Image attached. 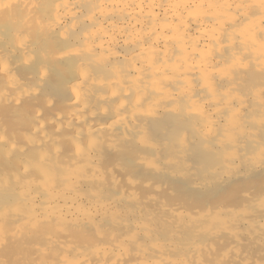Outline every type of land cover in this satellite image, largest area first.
<instances>
[{"label":"bare ground","instance_id":"obj_1","mask_svg":"<svg viewBox=\"0 0 264 264\" xmlns=\"http://www.w3.org/2000/svg\"><path fill=\"white\" fill-rule=\"evenodd\" d=\"M0 150L12 164V173L17 172L13 177L0 176V189L11 193L20 221L18 224L15 220L18 225L12 234L18 243L10 241L13 247H20V254L25 247L29 254H36L39 260L34 259L33 264H69L67 256L80 250L65 238L69 233H84L87 238L90 232L99 241L89 247L83 244L89 252L78 254V264H149L147 252L135 249L140 232L151 235V226L147 229L135 223L136 232L122 233L126 225L118 204L129 201L124 197L114 200L107 190L120 196L126 195L121 194L125 189L135 196L144 189L154 191L153 180L149 190L147 185L141 187L146 173L142 172L141 183L136 182L140 180L135 177L137 172L133 171V177L132 162L137 160L140 171L151 172L161 171L164 166L190 170L193 164L187 161L193 160L202 172L213 165L209 173L214 179L223 176L228 167L242 173L262 167V161L252 156L264 159V0H0ZM124 158L132 167L129 172L133 179L130 175L125 178L128 173L121 174V169H127ZM118 171L124 184L117 178ZM164 176L153 179L163 182ZM158 181L155 183L161 184ZM137 188L141 193L136 195L137 191H132ZM162 189L160 194L167 191ZM201 193H195V198L199 199ZM260 196L263 199L264 193ZM253 198L251 193L250 197L244 196L245 200ZM258 205L263 212L264 202ZM209 208L205 215H210ZM176 209L169 210L177 220H183L182 211L179 216L174 213ZM9 210L3 211L7 218ZM234 213L235 209L232 216ZM241 213L235 216L243 220L249 216ZM251 216L248 221L255 214ZM227 218L220 222L224 227L230 221ZM102 221L110 225L111 231L103 234L97 225ZM87 227L94 229L96 236ZM236 227L234 232L229 227L234 238ZM261 229L264 233V223ZM227 238L231 242L223 244H227L228 251L223 244L217 247L227 251V259L237 257V248L230 249L236 240ZM212 241L211 247L201 246L206 255L193 251L190 261L171 260L167 255L168 264L206 262L202 259L217 245L216 240V244ZM152 245L155 255L161 253V246L165 247L158 242ZM9 260L11 264L13 260Z\"/></svg>","mask_w":264,"mask_h":264},{"label":"rangeland","instance_id":"obj_2","mask_svg":"<svg viewBox=\"0 0 264 264\" xmlns=\"http://www.w3.org/2000/svg\"><path fill=\"white\" fill-rule=\"evenodd\" d=\"M252 157H254L256 160H260V161H262V167H260L258 170H255V171H257V172H255V171H253V173L252 172H250V171H246V173H245V170H244V172L242 173V171L240 172V170L238 169L237 170V168H235V167H228V168H226L225 170H223V171H225L226 173H229V174H224L223 176H214L215 177V179L216 178H220V181H219V178H218V180L216 179H214V178H212L211 176H213V173L211 174V172L209 173V171H211L210 170V168H212V166L208 169L207 167L208 166H206L205 168H206V170H209V171H205V172H202L201 170H200V167H199V165H198V163H194L193 162V160H188L187 162L189 163L190 161V163L191 164H193V165H191L190 163L188 164V165H191V169H194V170H186V169H175V168H167V167H165L164 165V169L163 168H161V171H157V172H151V171H148V170H143L144 168L141 166V169L143 170V171H140L139 169V167L137 168L136 166H137V164H138V160L137 161H133L132 162V167H133V163H134V165H135V167H133L134 169L132 170L130 167H128V165H127V160L125 159L124 161H125V163H126V165H127V169H121L122 171H121V174L122 173H128V175H125L124 177L125 178H127V176L129 177V175H130V177L133 179V177L135 176V174L133 175V173L134 172H137L136 174V176L135 177H138V178H140V177H142L143 178V173H144V175H145V173H146V175L145 176H147L146 178V180H144L145 181V185H143L144 184V181L140 178V180H136V178L134 179V180H136V182L137 183H141L142 181H143V183L140 185L141 187H143L144 186V188H145V186L148 188V190H149V186H152V180L153 181H158V180H156V179H153V177H154V175L156 174H158V176L157 177H154V178H157V179H163V176H164V173H166L167 174V176H171V178L169 179L167 176H166V174H165V176H164V180H162L163 182H161V180L160 181H158V182H160L161 184H158V183H153V187L155 186L156 187V189H154V191L156 190L157 192H159V193H157L156 191L154 192V191H146L144 188V190L141 188H139L141 191L143 190V192L142 193H145V195H143L144 196V198L142 197H140V196H142V193L140 192V190L137 188V190L135 189V191H132V192H136V195L138 194V193H141V194H139V196H135V194L134 195H131L130 193H128V192H130L129 190L130 189H128V191L126 192V189L123 191V193H121V194H126L125 196L124 195H122V196H120V193L119 194H117V193H115V191H113V190H110V189H108L107 191V194H112V197L113 198H115L114 200H117L119 197H124V199H125V201H129V202H127V204H129V205H127L126 203H124V201H121L119 204H118V208H120L121 210H122V220H124V221H122V222H124L123 223V225H126V227L123 229V231H122V227H120V231H122V233H125L126 235H131L132 233H133V231L134 232H136L137 231V227H134V224L135 223H138V224H141L142 226H151V229L149 228V227H147V229H150L151 231L149 232V233H151V235H149V236H147L146 234V236H144V232H140V234L138 235V237H139V243L137 244L138 245V248H136V246L137 245H135V246H133L134 248H136L135 250H137V251H139V250H141V251H145V252H143V253H146L145 255L147 256V258L148 259H146L147 261H148V263L149 264H164V262H165V264L167 263H169V261L168 260H170V258H171V260L172 259H178V260H184V259H186L185 261H187V260H189L190 261V256H191V254L193 253V251H194V253L196 252V253H198V250H199V252H201V253H198V255L200 254V256H202L203 255V248H204V246L207 248V247H209V245H210V247H211V241L215 238V240L217 241V245L216 246H214V247H212L213 249V251L211 250V252L210 253H212V254H210V253H208V255L206 256V257H204L202 260H207L206 262L205 261H203V262H205L204 264H239V260H240V263L241 264H264V233H263V231H262V229H261V224L262 223H264V211L263 212H261L260 210H262L261 209V207H259V203L260 202H264V196H263V199H261V194H263L264 193V159L263 158H261V156L259 157V156H257V158L255 157V156H252ZM263 157V156H262ZM3 159V162H2V159ZM132 158H134V157H132ZM128 159V158H127ZM13 160V159H12ZM134 160H135V158H134ZM123 161V162H124ZM194 161H195V159H194ZM7 165V166H6ZM10 165L12 166V164L9 162V161H6V156H5V154L3 153V152H1V150H0V176H4V177H7V176H11V177H13L14 175H15V173H17V172H13L12 173V171H13V169H12V167H10ZM126 165H123V166H125L126 167ZM139 166H140V164H138ZM198 167H197V166ZM124 167V168H125ZM192 167H194V168H192ZM131 169V172H132V175H133V177H132V175H131V172H129L130 171V169ZM135 168H137V170H135ZM167 168V169H166ZM190 168V167H189ZM12 169V170H11ZM162 169L165 171V172H163L162 171ZM199 170V172H202L203 174H199V172H198V170ZM231 169H232V171H231ZM262 169V170H261ZM128 170V171H127ZM138 170L140 171V172H138ZM185 172H184V171ZM213 170V169H212ZM216 170V169H215ZM213 171L214 173L216 172V171ZM260 170V171H259ZM134 171V172H133ZM174 171H176L175 173H174ZM179 171V172H178ZM204 171V170H203ZM236 172V177H235V172ZM143 172V173H142ZM163 172V173H162ZM261 172V173H260ZM117 173V172H116ZM116 173H115V175H116ZM142 173V174H141ZM160 173H162L161 175H163L162 176V178H159V177H161V176H159V174ZM173 173V174H172ZM206 173V174H205ZM207 173H208V175H207ZM246 175H245V174ZM117 174H120L119 173V171H118V173ZM121 174L120 175H118L117 176V178L120 180V184H124L125 182V179L123 180L122 179V177H121ZM171 174V175H170ZM186 174V175H185ZM211 174V175H210ZM250 174V175H249ZM19 175V174H18ZM123 175V174H122ZM149 175H151L152 176V178H151V180L148 178V177H151V176H149ZM177 177H176V176ZM185 175V176H184ZM214 175H217L216 173L214 174ZM190 176V177H189ZM233 176V177H232ZM238 176V177H237ZM243 176V177H242ZM245 176V177H244ZM246 176H247V178H246ZM20 178H24V175L23 174H20V176H19ZM123 177V178H124ZM165 177H167V180H165ZM227 177H229V178H227ZM22 178V179H23ZM145 178V177H144ZM181 178V179H180ZM210 178V179H209ZM211 178H212V182L214 183V181H215V183L213 184L212 182H211ZM227 178V179H226ZM150 181H149V180ZM168 179L170 180L169 182H168ZM179 179V180H178ZM213 179H214V181H213ZM223 179H225L224 181H223ZM243 179V180H242ZM122 180H123V182H122ZM171 180H173V181H171ZM177 180V181H176ZM190 180V181H189ZM167 181V182H166ZM176 181V182H175ZM191 181H194V183H192ZM223 181V183H221ZM242 181V182H241ZM146 182H147V184H146ZM151 184H150V183ZM166 182V183H165ZM171 182L173 183V185H171ZM190 182L193 184V187H192V185L190 184ZM162 183H164L163 184V186H162ZM221 183V184H220ZM156 184V185H155ZM196 184V185H195ZM211 184H213V185H211ZM159 185H161L165 190L167 189V191H163V193H161L160 194V192H162V187H160L159 188ZM181 185V186H180ZM232 185V186H231ZM234 185H236L235 187H234ZM207 186H210V190L208 189L209 187H207ZM231 186V187H230ZM154 187V188H155ZM158 187V188H157ZM183 187V188H182ZM233 187V188H232ZM125 188V187H124ZM180 188V189H179ZM195 188H198L197 190L195 189ZM200 188V189H199ZM207 188V189H206ZM213 188V189H212ZM235 188V189H234ZM112 191V192H110V191ZM180 190H182V191H180ZM196 191V192H195ZM200 191V193L201 192H203V193H201L199 196H201L199 199H197V198H195V193H197V192H199ZM2 192V193H1ZM6 192V193H5ZM147 192V193H146ZM150 192V193H149ZM4 193H5V195H6V197H5V195H4ZM155 195H154V194ZM157 193V194H156ZM182 193H183V196H182ZM190 193V194H189ZM194 193V194H193ZM244 193V194H243ZM248 193V194H247ZM250 193H251V199L253 198V201L252 200H245L244 199V196L245 195H249V197H250ZM151 194V195H150ZM180 194V195H179ZM193 196H192V195ZM199 194V193H198ZM116 195V196H115ZM128 195V196H127ZM156 195H158V196H156ZM258 195L260 196V198L258 197ZM132 196H135L136 198H135V200H130V199H134V197L133 198H130V197H132ZM145 196L148 198H146L145 199ZM154 196V197H153ZM156 196V197H155ZM188 196H189V198H188ZM198 196V195H197ZM196 196V197H197ZM255 196H257V198H259L260 200H256V197ZM118 197V198H117ZM138 197V198H137ZM175 197V198H174ZM205 197V198H204ZM209 197V198H208ZM183 198V199H182ZM7 199V200H6ZM138 200V202L139 203H141V206L139 207V203L137 202V200ZM143 199V200H142ZM162 199V200H161ZM241 199L242 200H244V201H242L243 203H241ZM2 200V201H1ZM5 200V201H4ZM156 200V201H155ZM7 201V202H6ZM141 201V202H140ZM154 201V202H153ZM3 202V203H2ZM6 202V203H5ZM116 202H118V201H116ZM152 204H151V203ZM256 204H255V203ZM259 202V203H258ZM136 203V204H135ZM145 203V204H144ZM151 204L150 206H148L147 204ZM159 205H158V204ZM246 203V204H245ZM252 203L253 204H255L254 206H256V207H253V208H251V205H252ZM258 203V204H257ZM15 202H13L12 201V199H11V193H9V191L7 190V189H4V190H1L0 189V213H2V214H0V217H1V220H0V226H1V228L3 227V229L2 230H0L1 232H0V241H2V243H1V246H0V253H1V256H0V264H9V262L7 261V260H9V261H12V262H10L11 264H17V262H18V264H30V262L33 264L36 260H39V259H37V255L36 254H33V253H30L29 254V252L26 250V247L24 248V250H22L21 249V254H20V250L18 251L17 250V248L18 249H20V247H16V246H14L13 247V245H12V242H13V244H16V243H18V241H17V238L15 237V236H12V234H14L15 232H14V228H16V226L20 223V221H18L17 220V215H16V212H14V211H16L15 209H13V208H15ZM155 204V205H154ZM170 204H171V206L173 207H170ZM240 204L242 205V206H240ZM250 205V209H252V210H250L249 211V206L248 205ZM124 205H127L126 207H124ZM177 205V206H176ZM180 207H179V206ZM225 205V207L226 206H229V207H231V208H233V209H230L229 207V209H227V208H225L224 207V210L225 209H227L228 211L226 212V210H225V212L226 213H224V210L222 211V209H223V206ZM9 206V207H8ZM131 206V207H130ZM153 206V207H152ZM214 206H220L219 208H215L217 211H215V209H214ZM246 206H248V208H246V211L248 210L249 211V213H248V211L246 212V211H242V209L243 210H245V207ZM253 206V205H252ZM258 206V207H257ZM148 207V208H147ZM157 209H156V208ZM183 207H185V209L183 208ZM200 207H202V208H200ZM209 207H213L212 208V210L209 208ZM236 207H239V209L237 208V211H236ZM242 207V208H241ZM8 208H10V210L8 211V213L11 211V209H12V211L10 212V215H11V213H12V215H11V217H10V215L8 216V214H7V216H8V218H9V220H8V218L6 217V215L4 214V212L5 211H7V209ZM17 208V207H16ZM145 208V209H144ZM153 208V209H152ZM160 208V209H159ZM177 208V209H176ZM182 208H183V211H182ZM187 208V209H186ZM193 208H195V209H193ZM198 208V209H197ZM207 208H209V210H210V212H209V214L211 215V217H209L208 215H205V214H207V212H208V209ZM220 208H222V209H220ZM241 208V209H240ZM260 208V209H259ZM125 209V210H124ZM128 209H129V211H128ZM156 209V210H155ZM169 209H176L175 211H174V213H180L181 211H182V213H183V216L181 215L182 213H180L179 214V216H182L183 217V220H177V218H176V214H174L173 215V213L172 212H170V210ZM179 209V210H178ZM197 209V210H196ZM200 209H204V210H200ZM205 209H206V212H205ZM235 209V212L237 213V212H239V214H240V212H242L241 214L243 215V214H245L246 216H248L247 218H245L244 220L241 218V217H239V216H235L236 215V213H234L233 214V216H232V213H233V210ZM253 209H255V210H253ZM258 209V210H257ZM152 210V211H151ZM160 210H162V211H160ZM178 210V211H177ZM187 210H189V211H187ZM214 210V211H213ZM4 211V212H3ZM126 211L127 212H129V213H126ZM156 211V212H155ZM164 211H165V213H164ZM213 211V212H212ZM219 211V213L221 212L222 213V215H221V213L220 214H218V215H216L217 214V212ZM252 211V212H251ZM124 212H125V214H124ZM159 212V213H158ZM161 212V213H160ZM196 212H198V214L196 213ZM200 212V213H199ZM216 212V213H215ZM245 212V213H244ZM6 213V212H5ZM166 213H169V215L167 214V215H165ZM185 213H187V215L188 216H185ZM191 213H193V215H192V217H194L195 219H196V221H195V219L194 218H192L191 217ZM205 213V214H204ZM224 213V214H223ZM247 213V214H246ZM128 214V215H127ZM136 214H138V215H136ZM150 214H152V215H150ZM158 214H160V215H158ZM195 214V215H194ZM203 214V215H202ZM226 214H227V216L228 217H230V219L229 218H227V217H225L226 216ZM254 214H255V217H254V221L253 220H251V221H248L249 219H251L252 218V216L251 215H253L254 216ZM150 215V216H149ZM190 215V216H189ZM196 215H198V216H196ZM215 215L216 216H218L219 217V219L217 218V217H215ZM231 215V216H230ZM7 219H5L4 217ZM13 216H14V218H13ZM148 216V217H147ZM163 216V217H162ZM165 216V217H164ZM186 218H185V217ZM215 218H214V217ZM251 216V217H250ZM126 217V218H125ZM159 217V218H158ZM181 217V218H182ZM201 217V219H199ZM202 217H205V218H202ZM223 217H224V219H223ZM263 217V218H262ZM2 218H3V220L5 219L6 221H4V223H3V220H2ZM12 218H13V220H12ZM225 218H227V221H228V219L230 220L229 221V223L230 222H232L231 224H229V223H226V227H224V225L222 226L221 225V223L220 222H222L223 220L224 221H226V219ZM231 218H233V219H231ZM237 218V219H236ZM260 218H262V219H260ZM134 219H136V220H134ZM174 219V220H173ZM198 219V220H197ZM217 220V221H215V220ZM236 219V220H235ZM248 219V220H247ZM13 222H12V221ZM15 220L18 222V224H16V223H14L15 222ZM143 220V221H142ZM169 220H172L171 221V224H170V221ZM199 220H201V221H199ZM206 220H208V221H206ZM220 220V221H219ZM222 220V221H221ZM234 220L235 221H238L239 223H237V222H234ZM8 221V222H7ZM12 223H11V222ZM147 221V222H146ZM159 221H160V223H159ZM187 221V222H186ZM191 221V222H190ZM217 222L218 224H215V223H212V222ZM6 222V223H5ZM142 222H143V224H142ZM176 222V223H175ZM184 222V223H183ZM249 222V223H248ZM251 222H252V224H251ZM9 223V224H8ZM12 225H11V224ZM14 223V224H13ZM144 223H146V224H144ZM149 223V224H148ZM167 223V224H166ZM174 223V224H173ZM182 223V224H181ZM186 223H188V224H186ZM203 223V224H202ZM220 223V224H219ZM237 223V224H236ZM244 223V224H243ZM4 224V225H3ZM11 225L12 226V228L11 227H9V226H6V225ZM133 224V225H132ZM153 224V225H152ZM159 224V225H158ZM190 224V225H189ZM213 224V225H212ZM214 224H215V226H214ZM229 224V225H228ZM233 224V225H232ZM13 225H15V227L13 226ZM98 226H99V228H100V230L102 231V232H104L103 234H105V233H107V232H109V231H111V227H110V225L106 222V221H102V222H99L98 224H97ZM167 225V226H166ZM194 225V226H193ZM198 225V226H197ZM203 225V226H202ZM206 225V226H205ZM210 225V227H208ZM211 225L213 226V227H211ZM241 225V226H240ZM247 225V226H246ZM5 226V227H4ZM132 226V227H131ZM174 226V227H173ZM178 226V227H177ZM184 226V227H183ZM199 226H200V228H199ZM219 226H221V227H219ZM228 226V227H227ZM237 226V227H236ZM254 226V227H253ZM136 228V229H134V228ZM180 227V228H179ZM190 227H191V229H190ZM204 227V228H203ZM208 227V228H207ZM219 227V229H217ZM222 227H224V228H222ZM231 228V231H232V229H233V232H234V230H235V227H236V237L234 238L233 236V234H230V228ZM232 227H234V228H232ZM257 227V228H256ZM88 228V230L87 231H93L94 232V229H92L91 227L89 228V227H87ZM86 228V229H87ZM94 228V227H93ZM128 228V229H127ZM134 230H133V229ZM159 228H162V229H159ZM177 228V229H176ZM186 228V229H185ZM199 228V229H198ZM211 228V229H210ZM222 228V229H221ZM228 228H229V230H228ZM244 228H245V230H244ZM259 228V229H258ZM86 229H84V231L86 230ZM152 229H153V231H152ZM188 229V230H187ZM193 229V230H192ZM207 232H205L204 230ZM210 229V230H209ZM214 231H213V230ZM239 229V230H238ZM240 229H241V231H240ZM131 230H132V232H131ZM165 230V231H164ZM185 230H187V231H185ZM190 230V231H189ZM204 231V233H203V231ZM242 230H244V232L242 231ZM89 231V232H90ZM120 231H118V232H120ZM127 231V232H126ZM160 231V232H159ZM164 231V233H163V235H164V237L162 236V232ZM193 231V233H191ZM195 231H196V233H195ZM199 233H198V232ZM211 231H213V232H211ZM217 231H219V233L217 232ZM221 231H224V232H222L221 233ZM226 231H227V233L228 234H225V236H224V233H226ZM254 231V232H253ZM4 232V233H3ZM185 232V233H184ZM211 232V233H210ZM242 232V233H241ZM87 233V232H86ZM95 233L96 232H94V234L92 233V235H94V236H96L95 235ZM157 233H158V235H157ZM161 233V234H160ZM174 235H173V234ZM178 233V234H177ZM195 233V234H194ZM202 233V234H201ZM209 233V234H208ZM218 233V234H217ZM220 233L222 234V235H220ZM241 233V234H240ZM4 236H3V235ZM82 234H84V233H82ZM82 234H80V236H78L77 234H73V233H69L68 235H70V236H68V237H66L65 238V240H70L72 243H71V245L72 246H78L79 247V250H80V252L79 253H86V254H88V250H89V248H86V250H85V246L83 245V244H87V247H89L90 245L92 246V243H98L97 241H99V240H97V241H95L96 239H94V237L93 236H91L90 234H91V232H90V236L89 235H87V238L85 237L86 236V234L85 235H82ZM88 234V233H87ZM153 234V235H152ZM166 234V235H165ZM167 234H172L171 236L170 235H168L167 236ZM196 234H198V235H196ZM200 234V235H199ZM215 234V235H214ZM217 234V235H216ZM237 234H238V236H237ZM239 234L241 235V237L239 236ZM242 234H243V236H242ZM76 235L78 236V237H80V239L79 238H77L76 237ZM157 235V236H156ZM203 235V236H202ZM204 235H206V237H204ZM212 236V237H208V236ZM215 237H214V236ZM227 235H228V237L230 238V236H231V238L230 239H232V241H233V239L234 240H236L235 241V243H231V244H229V245H231L230 246V249H232L233 247L236 249V250H238V256L237 257H233V256H231L230 258H226L225 257V255L227 254V251L229 250V248H228V246H227V244L229 243V242H231V240L228 242V238H227ZM89 236V237H88ZM155 236H156V238H155ZM184 238H182V237ZM192 236H193V240H192ZM201 236V237H200ZM221 236H223V237H221ZM4 237H6V238H4ZM10 237H12L11 239H10ZM70 237V238H69ZM153 237H154V240H153ZM166 237V238H165ZM171 237L173 238V240L171 239ZM177 237H179V238H177ZM189 237H191V239H189ZM200 237V238H199ZM214 237V238H213ZM249 237V238H248ZM3 238V239H2ZM9 238V239H8ZM82 238V239H81ZM98 238V237H97ZM143 238L144 240H146V244H143L142 242H143V240L141 241V239ZM160 238H162V239H164V240H162V239H160ZM181 238V239H180ZM196 239V241H195V239ZM202 238V239H201ZM238 238V239H237ZM241 238V239H240ZM83 239H84V241H86V242H84L83 241ZM86 239V240H85ZM166 239H168L169 240V242H168V240H166ZM171 239V240H170ZM191 240L192 241V244H191V241H189V240ZM202 240L201 242L199 241V240ZM205 241H204V240ZM209 239V240H208ZM12 242H11V241ZM81 242H80V241ZM166 240V241H165ZM179 240V241H178ZM185 240V241H184ZM215 240H213L212 241V244H213V242L215 243L216 241ZM7 241V242H6ZM10 241V242H9ZM79 241V242H78ZM103 241V240H102ZM102 241H100V242H102ZM155 242V243H157L158 242V245L160 244V246H161V244L163 243V245H164V242H167V243H165V249L163 248V246H161V253L160 254H157V255H155V254H152L153 252L152 251H154V248H155V246H153L152 245V243L153 242ZM157 241V242H156ZM164 241V242H163ZM181 241H183V242H181ZM210 241V242H209ZM224 241H226V243L227 244H223L224 243ZM74 242H76L75 244H74ZM150 242V243H149ZM162 242V243H161ZM171 242V243H170ZM172 242H173V244L174 245H177V246H174L173 244H172ZM175 242V243H174ZM186 242V243H185ZM209 244H208V243ZM234 242V241H233ZM181 243H183V245L181 244ZM185 243V244H184ZM188 243V244H187ZM189 243H190V245H192L193 247H191V246H189ZM205 243H206V245L208 244V246H206L205 245ZM241 243L243 244V247L241 246ZM2 244H4V245H2ZM7 244V245H6ZM8 244H10V245H8ZM81 244V245H80ZM216 244V243H215ZM220 244H221V246H222V244L224 245V246H222V248L224 247V249L225 250H227L226 252H224L225 250L224 249H222V248H218L219 246H220ZM140 245H142L143 247H140ZM153 247H152V246ZM203 245V246H202ZM3 246L4 247H6V248H3ZM84 247V248H81V247ZM198 246V247H197ZM203 248H202V247ZM218 246V247H217ZM8 247H10L9 249H8ZM13 247V248H12ZM149 247V248H148ZM167 247H168V249H171V250H168L167 249ZM176 248V249H174V248ZM185 247V248H184ZM196 247H197V249H196ZM201 247V248H200ZM225 247H227L228 249H226ZM3 248V249H2ZM12 248V249H11ZM134 248H132V249H134ZM163 248V249H162ZM195 248V249H194ZM214 248H217V249H214ZM2 249V250H1ZM6 249H8V250H6ZM14 249V251H16V252H18L17 254L14 252V251H12ZM145 249H147V250H149V251H147V250H145ZM178 249V250H177ZM188 249V250H187ZM190 249V250H189ZM200 249H202V250H200ZM219 249V251H217ZM222 249V250H221ZM5 250V251H4ZM177 250V251H176ZM220 250H221V255H220ZM2 251H4L3 253H2ZM83 251V252H82ZM181 251V252H180ZM188 251V252H187ZM206 251V250H205ZM218 252V254H217V252ZM244 251V255L242 254V252ZM25 252V253H24ZM140 252V251H139ZM8 253H12V255L13 256H11V257H9L8 256ZM15 253V254H14ZM79 253H70L68 256H67V258L70 260L69 261V264H73V262H72V260L74 261V264H78V262H79V258H77L78 257V254ZM149 253V254H148ZM177 253H179L178 255H177ZM182 253H184V254H182ZM190 253V254H189ZM193 253V254H194ZM206 253L207 252H205L204 253V255H206ZM20 256H19V255ZM31 254H33L32 256H31ZM150 254H152V256L150 255ZM165 256L164 258L162 257L161 258V256H163V255ZM166 254V255H165ZM174 254V255H173ZM176 254V255H175ZM182 256H181V255ZM240 254H241V257H240ZM7 255V256H6ZM16 255V256H15ZM35 255V256H34ZM170 257H168V256ZM190 255V256H189ZM210 255V256H209ZM220 255V256H219ZM3 256V257H2ZM15 256V257H14ZM18 256V257H17ZM29 256V257H28ZM186 258H185V257ZM189 256V257H188ZM221 256H224V257H221ZM6 257V258H5ZM13 257H14V259H13ZM22 257H24L25 259H22ZM28 257V258H27ZM180 257H181V259H180ZM188 257V258H187ZM221 257V258H220ZM18 258H21V259H18ZM183 258V259H182ZM242 258H244L245 260H243ZM17 259V260H16ZM29 259H30V261H29ZM34 259H36V260H34ZM159 259V260H158ZM16 260V261H15ZM25 260V261H24ZM76 260V261H75ZM78 260V261H77ZM145 260V261H146ZM156 260V261H155ZM224 260L225 261H231V262H224ZM2 261V262H1ZM34 261V262H33ZM146 261V262H147ZM152 261V262H151ZM168 261V262H167ZM201 261V260H200ZM233 261V262H232ZM234 261L236 262V263H234ZM5 262V263H4ZM155 262V263H154ZM162 262V263H161ZM195 262V261H194ZM192 263V264H195V263ZM203 262H202V264H203ZM245 262V263H244ZM190 263V262H189ZM190 263V264H191ZM198 263V262H197ZM196 263V264H197ZM188 264V263H187ZM198 264H201V262L200 263H198Z\"/></svg>","mask_w":264,"mask_h":264}]
</instances>
